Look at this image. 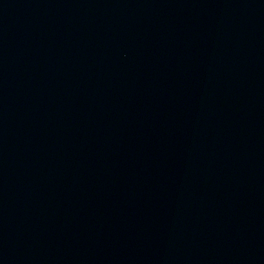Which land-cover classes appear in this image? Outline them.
Masks as SVG:
<instances>
[{
    "label": "water",
    "instance_id": "95a60500",
    "mask_svg": "<svg viewBox=\"0 0 264 264\" xmlns=\"http://www.w3.org/2000/svg\"><path fill=\"white\" fill-rule=\"evenodd\" d=\"M0 264H264V0H0Z\"/></svg>",
    "mask_w": 264,
    "mask_h": 264
}]
</instances>
